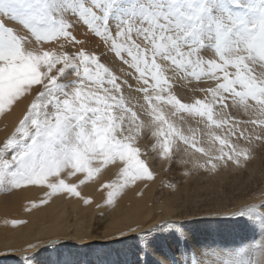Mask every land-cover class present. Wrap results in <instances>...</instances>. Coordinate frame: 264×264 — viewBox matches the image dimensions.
<instances>
[{
    "label": "snow or ice",
    "instance_id": "6c2138e0",
    "mask_svg": "<svg viewBox=\"0 0 264 264\" xmlns=\"http://www.w3.org/2000/svg\"><path fill=\"white\" fill-rule=\"evenodd\" d=\"M78 33L94 35L105 53ZM107 54L135 87L102 62ZM188 86L185 101L176 89ZM29 95L0 143V193L42 186L33 208L61 193L91 204L78 188L109 165L118 175L100 185L108 205L137 181L155 182L141 146L149 134L166 170L245 168L264 144V0H0V114ZM217 215L258 219L264 231V195ZM153 230L133 264H164L142 262L140 252H160L168 264H264V236L225 252L189 246L167 220ZM165 230L181 259L163 252Z\"/></svg>",
    "mask_w": 264,
    "mask_h": 264
},
{
    "label": "bare ground",
    "instance_id": "6f19581e",
    "mask_svg": "<svg viewBox=\"0 0 264 264\" xmlns=\"http://www.w3.org/2000/svg\"><path fill=\"white\" fill-rule=\"evenodd\" d=\"M80 33H83V29ZM80 33L78 37L82 35ZM103 62L121 79L127 78L129 83L135 87V81L131 77L124 76V73L129 70L117 58L107 54ZM176 91L185 101L190 100L192 96L191 86L177 88ZM126 94H128L127 90ZM131 95L140 99L139 94L134 91ZM31 99L30 95L22 97L9 111L0 114V143L18 125ZM189 123L195 126L194 122L189 121ZM216 131L223 138L227 129ZM151 143L149 134L148 138L141 141V146L148 153L151 169L157 173L155 182L137 181L136 184L129 185L112 205L106 203V192L100 188L101 184L116 179L118 169L112 165L107 166L93 179L79 186L78 191L81 195L92 200V203L88 205H85L78 197H70L61 193L52 197L46 205L33 208L32 202H38L43 198L45 188L42 186H28L12 192L0 193V258L5 254H29L31 258L25 263L35 264L34 258L39 255L36 252L42 245L51 241L59 242L71 238L76 240L77 246L122 241L140 233H150L153 226L162 220H183L187 218L184 215H195L198 218L216 216L217 213H227L245 202H258L259 198L264 195V144H260L255 149V158L245 168L221 167L215 173L199 169L185 176L183 175L185 166L179 164H173L170 170H166L165 162L151 151ZM216 147H220L219 142ZM186 167L190 169L191 165ZM200 175L194 187L188 188L190 182ZM250 177H255L254 181L251 182ZM180 178L183 179L181 188L178 187ZM224 181L225 184L222 185ZM200 182H204L207 186L199 187ZM165 184L175 187L165 186ZM228 185L235 187L234 190L228 189ZM157 186H161L163 192L158 194L157 192H146L147 189H154ZM189 190L197 193L190 194ZM236 190L238 192H235ZM180 191L187 192V194L183 202L177 204L181 196ZM203 191L205 194L201 195ZM140 192L143 194H138ZM222 192L223 196H220ZM211 194L214 195L213 199L216 202L212 204L205 202L204 209H200L201 206L196 209L197 205L190 206L194 199ZM98 204L100 207H97ZM13 220L24 221V223L13 226L11 223ZM100 221L103 223L101 224ZM249 222L245 224L240 221L233 225H226L225 229H222L223 225H219L218 232H215V228L211 225L196 227L190 231L192 240L189 239L188 244L192 247L211 246L210 243L213 242L212 245L219 247V243L224 239L232 240L233 238V243H236L239 237L250 239L264 234L258 219L255 221L257 224ZM130 227L136 228L137 231H130ZM163 236L165 239L161 241L162 250L169 249L170 253L166 252L168 256L179 254L176 251L177 245L174 238L168 235ZM224 243L227 244V242ZM228 243L232 244L230 241ZM30 245H35V247L30 248ZM143 247L144 241H137L132 245L135 251ZM135 254L136 252L126 248L119 250L111 248L105 251L87 250L86 255L80 258L75 252L59 253L56 260L58 264H133L136 259ZM161 255L160 252H156L146 257L143 252H140L139 259L142 262L149 260L168 264L166 257ZM82 258L86 260L80 261ZM52 259L53 257H45L40 262L41 264H53Z\"/></svg>",
    "mask_w": 264,
    "mask_h": 264
},
{
    "label": "rangeland",
    "instance_id": "374dc122",
    "mask_svg": "<svg viewBox=\"0 0 264 264\" xmlns=\"http://www.w3.org/2000/svg\"><path fill=\"white\" fill-rule=\"evenodd\" d=\"M78 38L85 40L86 48H88L90 50H94L98 54L105 53L106 50L103 49L104 46L99 43L98 38H96L94 35H90V34L89 35H83L82 34ZM105 58H106V55L101 56L102 62L105 60ZM200 177H201V175L194 178V180L190 182V185L188 188L194 187V185L197 182V179ZM249 179L252 182V181H254L255 177L254 178L250 177ZM229 182H231V180ZM178 183H179V186H178L179 188L183 187V179L182 178L179 179ZM224 184H225V181L222 182V185H224ZM198 186L201 187V186H207V185H205L204 182H200V184ZM227 188L230 190H234L235 187L228 185ZM221 190L223 191V189H221ZM146 192H157V194H158V193L163 192V190H161V186H159V187L157 186L154 189L153 188L147 189ZM189 192H190V194L197 193V192H194L192 190H189ZM235 192H238V191L236 190ZM180 193H181V196H180L179 200L177 201V204H181L183 202V200L186 198L187 192L180 191ZM204 194H205L204 191L201 192V195H204ZM220 196H223V192L220 193ZM213 198H214L213 194L208 195V196H202L201 198L194 199L193 204L190 206L192 207V206L197 205L196 209H198L200 206H201L200 209H204L206 207L205 202L210 203V204H212L213 202H216ZM184 217H187V218H184L183 220L179 219L178 221L170 220V222L173 225H176L179 231H183L187 234V236H189L188 241H189V239L192 240L190 238V236H191L190 231L194 230L196 227H200L203 225H211L212 227L215 228L214 231L218 232L219 229L217 227L219 225H223L222 229H225L226 225H233V224L240 222V221H242L245 224L248 223L249 221H250L249 223H251V224H257V222L253 221L251 218L248 219L247 217L240 218V217H229V216H222V215L204 216V217H199V218L195 217V215H189V216L184 215ZM189 217H191V218L189 219ZM100 223L102 224L103 221L102 222L100 221ZM149 232L152 235L157 234V233H155L154 230L149 231ZM145 233H143V234L140 233L139 235H136V236H133L130 238H126L122 241L101 242V243L88 244V245L82 244L80 246H77L76 240L71 239V238H70V240H61L59 242L51 241L45 245H42L41 248L36 252V253H39V255L36 258H34V263L35 264H41L40 261L43 258H45V257L46 258H52L53 257V259L51 260L54 262L53 264H58V262L56 260L57 254L66 253V252H75V254H77L78 258H80L82 256L84 257L86 255L87 250L105 251V250H111V248H113L115 250L126 248V249L131 250L132 252H137V250L135 251L132 248V245L134 242H137V241L143 242L145 237H142V236H144ZM161 235L162 236L167 235V230H165V232L161 233ZM262 236H264V234H262L258 237H252L250 239H244V237H239L238 241L236 243H233V241H232L233 238H232V240L230 238L224 239L219 243L220 244L219 248L224 249L225 252L238 251L240 248H246L249 244L253 243L254 241L261 239ZM211 238H214V237H211ZM229 241L232 242V244L231 243L229 244L228 243ZM222 242L223 243L227 242V244L226 243L223 244ZM212 243L213 242L210 243L211 247L216 248V245L213 244L214 245L213 246ZM163 251H164V253H166V252L170 253L169 249H167L166 251L165 250H163ZM175 257L177 260L181 259L179 257V254H176ZM30 258H31V255H29V254H26V255L5 254L3 257L0 258V264H26L25 261L30 259ZM85 260L86 259H83V258L80 259V261H85Z\"/></svg>",
    "mask_w": 264,
    "mask_h": 264
}]
</instances>
